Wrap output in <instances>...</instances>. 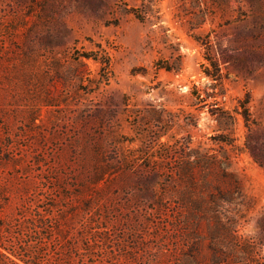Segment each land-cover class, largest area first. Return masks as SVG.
Instances as JSON below:
<instances>
[{"label": "rangeland", "instance_id": "374dc122", "mask_svg": "<svg viewBox=\"0 0 264 264\" xmlns=\"http://www.w3.org/2000/svg\"><path fill=\"white\" fill-rule=\"evenodd\" d=\"M263 216L264 0H0L4 255L226 264Z\"/></svg>", "mask_w": 264, "mask_h": 264}, {"label": "trees", "instance_id": "16d2710c", "mask_svg": "<svg viewBox=\"0 0 264 264\" xmlns=\"http://www.w3.org/2000/svg\"><path fill=\"white\" fill-rule=\"evenodd\" d=\"M206 60L210 62V64L215 68V74H212L211 71L206 67H204L203 73L213 81H220L221 77L217 69L216 63H214L213 60L210 58H207ZM249 100H250V96L248 93H246L242 101L244 110L241 113H239V115L243 118L245 124H248L249 122V114L245 110ZM209 113L212 116L216 115L215 111H209ZM221 136L222 135L217 136L216 140L225 143L226 140L222 139L223 137ZM254 158L255 160H257L256 155H254ZM259 225H260V233L257 237L254 238L244 237L239 235L237 230L238 223L234 220H231L230 224H228L227 226L224 227L223 225L220 226L224 229L226 235L228 236L230 249L227 253H224L221 251V249H219V247L215 245L213 251L221 254L224 253L222 255H224V257L227 260L226 264H264L263 259L260 255L261 246L264 244V216L261 218ZM0 259L6 264H40V263H36L34 257H29L28 259H20L15 257V259H12L10 256L4 255L1 251H0ZM216 262L218 263V259Z\"/></svg>", "mask_w": 264, "mask_h": 264}]
</instances>
